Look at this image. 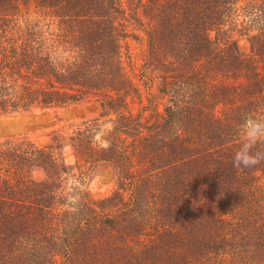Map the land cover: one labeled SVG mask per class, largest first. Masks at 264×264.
Masks as SVG:
<instances>
[{
	"label": "trees",
	"instance_id": "obj_1",
	"mask_svg": "<svg viewBox=\"0 0 264 264\" xmlns=\"http://www.w3.org/2000/svg\"><path fill=\"white\" fill-rule=\"evenodd\" d=\"M92 97L0 139V264H264V161L232 164L264 119V0H0V113Z\"/></svg>",
	"mask_w": 264,
	"mask_h": 264
},
{
	"label": "rangeland",
	"instance_id": "obj_2",
	"mask_svg": "<svg viewBox=\"0 0 264 264\" xmlns=\"http://www.w3.org/2000/svg\"><path fill=\"white\" fill-rule=\"evenodd\" d=\"M129 67L138 69L142 61L144 41L141 32L128 41ZM241 51H247L248 44L244 36L237 37ZM141 73V72H139ZM99 102L95 98H85L61 106L33 107L25 111L0 113V139L29 136L41 140L48 132L57 128H67L97 113ZM86 191L96 197L107 194L112 187L110 169L106 165L95 168L86 180Z\"/></svg>",
	"mask_w": 264,
	"mask_h": 264
},
{
	"label": "clouds",
	"instance_id": "obj_3",
	"mask_svg": "<svg viewBox=\"0 0 264 264\" xmlns=\"http://www.w3.org/2000/svg\"><path fill=\"white\" fill-rule=\"evenodd\" d=\"M241 135V145L232 158L233 167L249 168L264 161V150L256 148L258 143H264V119L245 117Z\"/></svg>",
	"mask_w": 264,
	"mask_h": 264
}]
</instances>
